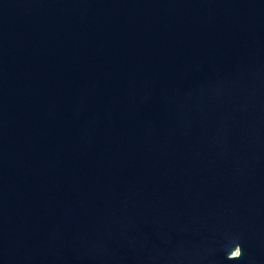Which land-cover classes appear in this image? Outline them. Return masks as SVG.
<instances>
[{"label": "water", "instance_id": "95a60500", "mask_svg": "<svg viewBox=\"0 0 264 264\" xmlns=\"http://www.w3.org/2000/svg\"><path fill=\"white\" fill-rule=\"evenodd\" d=\"M0 264H264V0H0Z\"/></svg>", "mask_w": 264, "mask_h": 264}]
</instances>
